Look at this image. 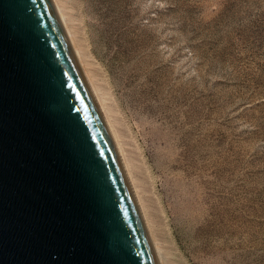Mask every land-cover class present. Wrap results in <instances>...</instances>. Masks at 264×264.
<instances>
[{
	"label": "rangeland",
	"instance_id": "rangeland-1",
	"mask_svg": "<svg viewBox=\"0 0 264 264\" xmlns=\"http://www.w3.org/2000/svg\"><path fill=\"white\" fill-rule=\"evenodd\" d=\"M56 2L167 263L264 264V0Z\"/></svg>",
	"mask_w": 264,
	"mask_h": 264
},
{
	"label": "water",
	"instance_id": "water-1",
	"mask_svg": "<svg viewBox=\"0 0 264 264\" xmlns=\"http://www.w3.org/2000/svg\"><path fill=\"white\" fill-rule=\"evenodd\" d=\"M0 264H159L52 0H0Z\"/></svg>",
	"mask_w": 264,
	"mask_h": 264
},
{
	"label": "bare ground",
	"instance_id": "bare-ground-1",
	"mask_svg": "<svg viewBox=\"0 0 264 264\" xmlns=\"http://www.w3.org/2000/svg\"><path fill=\"white\" fill-rule=\"evenodd\" d=\"M52 1H53V3H54V6H55V8H56V10H57V12H58L60 18H61V21H62L64 27H65V30H66V32H67V34H68V37H69V39H70V42H71V44H72V46H73V49H74V51H75V53H76V56H77V58H78V61H79L80 66H81V68H82V71H83V73H84V76H85V78H86V80H87V83H88V85H89V87H90V89H91V91H92V94H93V96H94V98H95V100H96V102H97V105H98V107H99V109H100V112H101V114H102V116H103V119H104V121H105V123H106V126H107V128H108V131H109L110 136H111V138H112L113 144H114L115 149H116V151H117V154H118V156H119L120 162H121L122 167H123V169H124V172H125V174H126L127 180H128V182H129V185H130L131 190H132V192H133L134 198H135L136 203H137V205H138V208H139V210H140L141 216H142V218H143L144 224H145V226H146L147 232H148V234H149V237H150V240H151V242H152L153 248H154V250H155V253H156L157 259H158V261H159V264H168V263H167V258H166V255H165V251H164L163 247L161 246V244L158 242L157 237H156V235H155V229H154L153 224H152L153 220L151 219L152 217H150V214H149L148 210L144 207L143 202H142L143 199L140 198V195L138 194V192H137V190H136V186H135V184H134L133 176H132V173H131L130 163H129L127 157L125 156V154H124V152H123V150H122V148H121V146H120V144H119L117 130H116V128L113 127V122L110 120L109 110H108V108H105V106L102 104L101 96L98 94V90H97L96 86H94V84L91 82V79H90L89 76L87 75L88 73H87V71L85 70L84 63L81 61V59H83V58H82L83 55H82L81 51L78 49V47H77V46L74 44V42H73V39H72V37H71L72 35L70 34V32H69V30H68V24H67L66 19L64 18L63 14H61V12H60V10H59V7H58V4H57L56 0H52ZM80 53H81V54H80ZM80 57H81V58H80ZM170 121H172V118H171ZM166 122H167V121H166ZM168 127H169V126H168ZM155 166H157V165H155ZM172 166H173V165H172ZM167 183H168V182H167ZM168 185H170V183H169ZM167 189H168V190H169V189L171 190L172 196H173V198H174V204H175V207H178L179 210L181 211L182 208H184L185 204H180L179 201H178V198H179L180 194H179V191H178V195H176V194H177V193H176L177 186H175V185H174V186L171 185V186H169V188H167ZM164 190H165V189H164ZM175 193H176V194H175ZM164 194H165V193H164ZM166 196H167V195H165V197H166ZM167 199H168V197H167ZM185 199H186V196H185L184 200H185ZM172 201H173V200H172ZM185 202H186V201H185ZM191 204H192V203H191ZM170 211H171V210H170ZM174 214H175V213H174ZM176 219H177V218H176ZM179 219H180V222H181L179 227H182V226L184 225L185 218H184V216H181V218H179ZM176 222H177V221H176ZM176 222H175V223H176ZM176 224H177V223H176ZM179 227H178V225H177V228H179ZM193 231H194V230H193ZM180 232H181V231H180ZM181 233H183V232H181ZM186 233H187V231H186ZM188 233H189V232H188ZM188 233H187V234H188ZM182 235H183V234H182ZM183 236H185V235H183ZM189 240H190V239H189ZM185 241H186V240H185ZM188 243H189V242H188ZM190 250H191V249H190Z\"/></svg>",
	"mask_w": 264,
	"mask_h": 264
}]
</instances>
